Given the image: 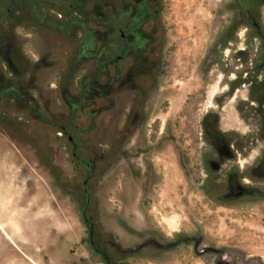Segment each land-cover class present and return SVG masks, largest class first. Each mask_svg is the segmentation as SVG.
I'll list each match as a JSON object with an SVG mask.
<instances>
[{"label": "flooded vegetation", "instance_id": "flooded-vegetation-1", "mask_svg": "<svg viewBox=\"0 0 264 264\" xmlns=\"http://www.w3.org/2000/svg\"><path fill=\"white\" fill-rule=\"evenodd\" d=\"M262 1L227 2L230 21L216 30L207 55L205 67L220 64L226 88L201 118V158L187 164L213 207L264 200ZM14 2L11 14L0 15V131L35 148L59 189L51 191L56 207L71 205L49 221L32 200L24 236L13 192L0 188V222L14 233L9 238L0 229V240L13 254L34 264L35 250L20 247L67 240L81 226L80 240H88L96 264H264L263 252L249 253L235 240H212L190 226L168 231L153 221L152 199L164 180L163 112L170 82L181 73L170 1ZM117 213L124 227L109 222ZM47 228L64 237L47 236Z\"/></svg>", "mask_w": 264, "mask_h": 264}, {"label": "rangeland", "instance_id": "rangeland-1", "mask_svg": "<svg viewBox=\"0 0 264 264\" xmlns=\"http://www.w3.org/2000/svg\"><path fill=\"white\" fill-rule=\"evenodd\" d=\"M169 1L168 16L174 27L172 40L180 46L176 65L182 77L177 75L170 82L171 94L163 112L167 134L158 163L164 165V180L156 187L152 199L157 208L153 221L168 231L194 227L212 240H235L249 253H264V200L241 202L235 207L207 205L197 178L191 174L192 169L188 170L190 166L187 164L188 159L194 165L201 158L205 146V140L201 138V118L214 106V97L226 88L220 64L214 60L210 66L205 65L211 42L216 38V30L224 28L223 25L230 21L226 3L231 0ZM211 28L214 32H210ZM236 75L234 71L229 77ZM0 144V188L6 194L13 192L15 213L21 215L19 234H29L32 200L38 204L40 217L49 221L59 220L61 210L64 212L71 203L59 201L57 205L60 207H56V198L51 191L58 192L59 189L51 173L42 165L35 148L8 129L0 131ZM24 176L31 177L34 182ZM28 181L29 185L33 186L34 183L37 189L34 196L29 194ZM102 196L109 211L111 201L107 188ZM116 210L119 212L120 209ZM138 220L141 218L138 217ZM123 221L126 222L124 214L120 216L119 213L109 220L124 227ZM7 227L0 229L12 238L9 233L12 236L14 233L10 227V232L7 231ZM45 230L47 236L64 237L53 228ZM124 230L118 228L123 236ZM82 236L85 233L78 226L66 234L67 240H35L33 248L29 243L20 248L25 252L35 250L37 261L34 264H96L94 252L88 240L81 242ZM0 241V264H33L26 261L23 254H13L6 240Z\"/></svg>", "mask_w": 264, "mask_h": 264}, {"label": "trees", "instance_id": "trees-1", "mask_svg": "<svg viewBox=\"0 0 264 264\" xmlns=\"http://www.w3.org/2000/svg\"><path fill=\"white\" fill-rule=\"evenodd\" d=\"M264 4V1H262L260 4ZM15 7L14 0H0V15H9L12 13Z\"/></svg>", "mask_w": 264, "mask_h": 264}, {"label": "bare ground", "instance_id": "bare-ground-1", "mask_svg": "<svg viewBox=\"0 0 264 264\" xmlns=\"http://www.w3.org/2000/svg\"><path fill=\"white\" fill-rule=\"evenodd\" d=\"M1 226H2V227H5V226H8V227H9V225H8L6 222H3V223L0 222V227H1ZM9 235H10V234H9ZM10 236H11V235H10Z\"/></svg>", "mask_w": 264, "mask_h": 264}]
</instances>
